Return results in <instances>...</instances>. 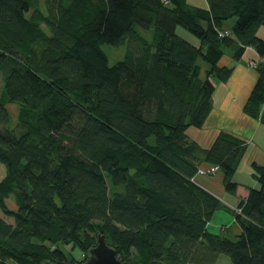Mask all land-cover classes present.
<instances>
[{
  "label": "trees",
  "instance_id": "trees-1",
  "mask_svg": "<svg viewBox=\"0 0 264 264\" xmlns=\"http://www.w3.org/2000/svg\"><path fill=\"white\" fill-rule=\"evenodd\" d=\"M263 25L264 0H0V264L82 263L98 235L122 264H264V165H250L258 187L234 211L240 232L210 233L222 204L193 180L216 166L234 194L246 144L186 134L232 73L224 54L264 56ZM103 45L126 53L110 65ZM255 69L243 113L264 125Z\"/></svg>",
  "mask_w": 264,
  "mask_h": 264
},
{
  "label": "crops",
  "instance_id": "crops-1",
  "mask_svg": "<svg viewBox=\"0 0 264 264\" xmlns=\"http://www.w3.org/2000/svg\"><path fill=\"white\" fill-rule=\"evenodd\" d=\"M187 1L198 7H207V0ZM256 34L264 41V28L258 29ZM251 62L256 64L258 62L264 63V56L260 57L250 47L245 49L238 61H233L229 53L226 52L224 54L219 64L221 66H233L232 73L225 83H215V90L212 96V111L203 128L190 127L186 131L189 139L198 142L203 147L209 146L219 131L230 132L242 139L246 144L244 157L233 176V180L237 183L234 194L224 190L221 173L209 178L203 176L196 178L198 185L221 202L222 208L215 213L221 216V213L226 212L229 213L228 218H232L229 220L230 225H222L225 226V230L220 227L219 232L223 230L225 235L232 228H235V234L240 232V226L235 222L234 211L240 200L247 196L249 188L258 187L252 175L251 163L255 162L258 165H264V125L243 113V106L257 80V72L255 68L250 66ZM213 218L214 215L212 216ZM207 230L210 233H219L211 231L208 228V224Z\"/></svg>",
  "mask_w": 264,
  "mask_h": 264
},
{
  "label": "rangeland",
  "instance_id": "rangeland-1",
  "mask_svg": "<svg viewBox=\"0 0 264 264\" xmlns=\"http://www.w3.org/2000/svg\"><path fill=\"white\" fill-rule=\"evenodd\" d=\"M232 25H233V19H229L223 23L224 28H229ZM260 28H264V25L260 26L259 29ZM178 32L181 36L186 38L191 43H197L198 44V40L196 38H194L192 35H190L188 32H186L180 28L178 29ZM101 49L104 52V54L107 56L108 63L110 65H112L113 63H115L118 60H121L126 53V46L113 47L110 45H103V46H101ZM200 64L202 66V72H203L204 69L207 68V65L204 62H200ZM251 64H253V65H251ZM250 66L255 68L256 64L254 62H251ZM0 86H1V81H0ZM7 109H8L9 116H10V125H12L16 121L18 106L16 104H8ZM207 168L208 167H206V166L201 167V169L204 171H206ZM5 173H6V167L2 163H0V180L2 177H4ZM198 176H203V177L209 178L212 175H208L207 173H205L204 175H197L196 178ZM196 178L194 179V182H197ZM108 181H109V179H108ZM6 203L10 208H15L12 198H9L6 201ZM228 216H229V213H226V212L221 213V216H219L218 213H215L214 218L213 219L211 218L210 221L208 222V228L211 231L219 232L220 227H222V225H225V224L230 225L231 224V223H229V220H231L232 218H228ZM5 220L8 222H10V220L13 221L12 219H9V220L5 219ZM234 229L235 228H232L230 231H228L226 233V235H228L230 238H233V236L235 234ZM62 250L64 251V253L69 255L73 260L79 261V260H82V258H83L81 252L77 248L72 249L70 245L62 246ZM220 257H221V259H219L216 264H231L229 257H227L225 255H222Z\"/></svg>",
  "mask_w": 264,
  "mask_h": 264
},
{
  "label": "water",
  "instance_id": "water-1",
  "mask_svg": "<svg viewBox=\"0 0 264 264\" xmlns=\"http://www.w3.org/2000/svg\"><path fill=\"white\" fill-rule=\"evenodd\" d=\"M41 264H53L50 262H43ZM75 264H122L116 257L114 248L105 243L104 236H97V243L92 247L87 258L82 263Z\"/></svg>",
  "mask_w": 264,
  "mask_h": 264
},
{
  "label": "built area",
  "instance_id": "built-area-1",
  "mask_svg": "<svg viewBox=\"0 0 264 264\" xmlns=\"http://www.w3.org/2000/svg\"><path fill=\"white\" fill-rule=\"evenodd\" d=\"M219 34L222 35L221 33H219ZM251 65H253V64H251ZM216 172H217V167L216 166H209L206 171H204L201 168H199L198 171H197V175H204L205 173H207L208 175H214ZM192 180H193V178H192Z\"/></svg>",
  "mask_w": 264,
  "mask_h": 264
}]
</instances>
